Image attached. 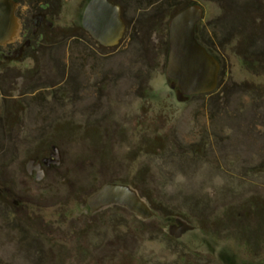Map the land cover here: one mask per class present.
<instances>
[{"label":"rangeland","instance_id":"obj_1","mask_svg":"<svg viewBox=\"0 0 264 264\" xmlns=\"http://www.w3.org/2000/svg\"><path fill=\"white\" fill-rule=\"evenodd\" d=\"M246 1L222 0L227 16L221 20L228 29L235 27V19L236 25L244 19L240 8L248 10ZM145 2L127 1L122 20L128 30L106 49L92 45L84 35L78 38L76 24L85 0H59L53 23L63 29H55L53 43L40 51L42 64L34 73L43 80L33 86L40 91L35 100L42 103L43 115L37 102L30 105L21 99L27 102L25 115L2 121L11 129H5V140L0 141L1 177L28 193L21 207L7 203L0 208V264H45L46 247L33 243L39 234L59 240L53 246L69 251L64 261L62 255L56 257L60 264H264V69L235 50V36L223 41L221 33L218 39L214 36L212 28L222 23L217 24L221 12L215 4L200 1L205 12L201 24L213 38L208 42L222 80L211 94L177 101L176 87L171 88L165 74L168 12L162 11L164 5L156 12ZM258 3L255 8L261 14L253 17L263 18L264 0ZM16 9L19 32L6 44L19 41ZM212 18L217 19L213 26L207 23ZM219 26L215 30L224 32ZM256 33L255 42L262 45V34ZM77 43L89 48L79 57ZM11 54H6L9 61H15L9 66L24 72L30 61ZM12 83L11 78L0 87L11 97L19 89ZM66 122L86 129L81 127L75 137L68 131L51 135L48 124L66 130ZM36 143L46 150L54 144L63 161L41 184L24 171L28 154L41 148ZM109 182L135 187L157 213L143 223L127 213L124 228L119 226L118 209L93 217L96 247L122 230L126 243L116 244L118 255L105 256L96 249L95 259L77 261L74 246L85 242L76 238L74 227L89 216L68 188L97 190ZM44 187H51L45 195ZM176 220L194 229L174 241L168 239L167 228ZM25 222H30L31 231L22 227ZM135 228L139 234H133ZM46 249L58 254L56 248ZM52 258L47 264H59Z\"/></svg>","mask_w":264,"mask_h":264},{"label":"flooded vegetation","instance_id":"obj_2","mask_svg":"<svg viewBox=\"0 0 264 264\" xmlns=\"http://www.w3.org/2000/svg\"><path fill=\"white\" fill-rule=\"evenodd\" d=\"M11 1L15 4V8H17L15 11V15L18 17V19L20 21L21 29H20V34L18 35V38H17V39H19L17 44H13V45L12 44H6L4 46L0 45V87L3 88L4 84H6V83L9 84V80L12 78L13 79L12 84L17 83L16 85L18 86L19 89L16 92L13 91V93H11V94H13L11 97V95H9L7 92L2 91L3 89L0 88V102H1L0 103V109H1L0 110V141H1V143H3L5 140V136H6L5 129L6 128L8 130L11 129V127L9 128L8 126H5V123L2 122L4 120V118H7L8 122H10V121H12L13 118L16 117V115H19V113H21L22 115H25L24 110H25L26 103L28 102L31 105L32 102H37L35 99H37V97L39 95L36 96L35 94L37 92H40V91L37 89L33 90L34 89L33 86L35 84H39V83L43 82L42 79H41V82L38 81V79H36V78H39V76L34 74L36 71V67L39 65V63H40V65L42 64L40 61V58H39V53L42 49H46L48 47V46H46V43H49V44L53 43L52 42V40H53L52 33H54L55 29L56 30L59 29L58 31L63 29V28L60 29V27L55 26V24L53 23V21L59 15L58 14L59 9H60V7L58 6L59 0H11ZM192 1H193L192 5H197L202 9V17L197 22L196 27H195V38L199 42V44H201L211 55H213V53L211 52V50L213 48L211 46V43L208 42L211 39L213 40V38L206 36L205 27L201 24L204 21L205 12H204L203 7L199 4H200V1H206L209 3H213L216 5L217 9L221 12V15H220L221 18L218 17L217 18V19H219L218 21H217V19L215 20L212 18L207 22L208 24L213 26L216 24L215 21H217V24H218L221 19H223L225 16H227V14L225 13V10L224 9L222 10V7H221L222 6V0H192ZM88 2H89V0H85V4H84V7L82 8L81 15H80V23L76 24V28L80 32V35L78 38H84V36H86L92 42V45H94L96 47L108 49L110 46L100 45L81 26V17H82L84 8L86 7ZM256 4H259L258 0H250V1H246V3H245V6H249L248 10H246L244 8V6H243V8H240V11H241L240 14H243V16H244V19L242 18V21L239 22L240 25H236L238 20L235 19V27L228 29L227 28L228 24L221 20L222 23L215 25V28L220 25L219 30L221 29L224 32H217L214 27L212 28V30L215 31L213 33L217 39L219 37L218 34H220V33L222 34V36H224V37H221L222 41L224 39L228 38L230 35L235 36L234 38L235 39L237 38V42L234 41L235 42L234 43L235 44V50H241L240 54L243 58H245V60H246V56H248V57L251 56L253 58V61L258 63V68L264 69V53L262 56L260 55L258 58H255L256 55H259V54H256V50L259 51V49L262 48L261 51H264V43L261 45V41L259 42V40L257 41V43H259V44H257L255 42L256 39L259 38V34H257L256 31L258 33L262 34L261 38L264 42V22L262 23L264 16H263V18L261 16L256 17V18L253 17V14H261V12H257V10L255 8ZM235 5H236V2H235ZM251 6H252V10H251ZM235 7H237V6H235ZM262 13H264V12H262ZM30 16H31V18H30ZM259 21H261V23H259ZM125 33H126V28H125L124 35H125ZM82 35H84V36H82ZM221 40L219 39L220 47L222 46V48H223V42ZM78 45H79V43L76 44V47ZM164 45H165V50H166L165 53H166V61H167L168 29H167L166 38L164 40ZM77 49L80 51V53L77 54L78 57H79V54L83 55L85 52H87L89 50V48L83 47V45H79V47ZM45 51H47V50H45ZM15 52L17 55L19 54V55H21V57L23 56L22 57V59H24L23 61H25V60L30 61V65L28 67H25L24 72L18 71V69H21L20 67L9 66V63L14 62L15 60L11 59V61H9V58L6 54H11V53H15ZM91 55L93 56L92 52H91ZM89 57H90V55H89ZM213 57H215V56L213 55ZM260 57H263L262 63L260 62ZM215 59H216V57H215ZM91 70H92V68H91ZM11 72H14L15 76L13 74H11ZM25 86H28V87L20 90L21 87H25ZM200 95H203V94H200ZM11 98H13L14 100H11ZM21 99H26L27 102H26V100L24 102H21L20 101ZM37 103L39 104V107H40V110L38 112L40 115H43V113H42L43 107L41 105L42 103L41 102H37ZM46 110H49V109L46 108ZM51 113H53V112H49V111L46 112V114H51ZM14 115H15V117H14ZM16 120H17V117L15 118V121ZM62 125H63L62 127L65 126L68 129L63 130V129H61V127L58 128L56 125L48 124V127L50 128V131H51V135L57 136L62 131H68V132H72L73 137H75V136H78L77 131L81 127H85L82 124H80L82 126H79L76 123L71 124L69 122L63 123ZM15 126H17V125H15ZM85 129H86V127L84 128V130ZM88 130H89V127H88ZM79 140L80 139L76 138L77 142H79ZM81 140H82V137H81ZM10 145H11V143H10ZM15 145H17V143H15ZM43 146L44 145H41V143H36V147L42 148ZM41 148H36L35 150L31 151L28 154V159L26 160V164L24 167V171H25L26 176H28L29 178H32L35 184H41L43 181L46 180V178L48 176H54V174H55L54 170H56L57 168H60L62 166V162H63L60 150L54 144H50L48 150L43 149V148L41 149ZM78 162H81V160H79ZM11 182H8L7 179L5 182L2 179L1 174H0V208L4 204H7V203H12V205H15L17 208L19 203H21L22 198L25 197V195H27V193H28V192H25L26 190L24 187H19L16 185V183H14V182L11 183ZM109 183H116V182H109ZM102 187H100L97 190L91 189L92 187L89 188L88 190H84V189L79 188V187L78 188H68L69 190L72 189L71 192L74 195V197L77 194V199L79 200L80 205L82 206L83 209H85V211L83 210L84 213L89 216V219H87L86 221H83L82 225L74 227V231L76 233V235H75L76 238L82 240V242H85L84 246H82V244L80 242H78V244H75L74 249H73V252L75 255H73L72 257L75 260L80 261V262L87 263L90 259H92V258L95 259V256L98 255V254H95L96 249L99 250V252H100L99 254L105 255V253H106V254H111V255L112 254L118 255L119 250L115 251L116 248H114V247H116V244L119 242H121L122 244L126 243L125 231L122 230L121 234H119V235H115L113 237L111 235H109V238L107 239V243H103L104 242L103 241L102 246L96 247L95 242L92 243V239L94 238V234H93L94 220L92 219L93 217H95L97 215L98 216H100V215L105 216V215H108V211H110L111 209H118L120 211V213H122L121 220L119 221V226L124 228L125 223H126L125 222L126 219H124V216H126L127 213L134 216L136 218V220L139 221L140 223L150 221L151 218L154 217L155 213H157L155 211V209L152 207V205H150L148 203L145 196L142 195V193L139 192V190L136 189L135 187H132V188L137 192L138 196L143 201H145L147 203L148 207L151 209V211L153 213L150 218L143 219V218L139 217L136 213H134V212L128 210L126 207H123L120 205H109V206H105V207L99 208L97 210L95 209V210L91 211V209L89 207V199L94 194H96L98 191H100V189ZM44 188H46V191L44 193V195H45L48 193V191H49L48 189H50L51 187H49V188L44 187ZM47 199L49 200L50 197H48ZM19 207H21V206L19 205ZM234 216H235V213L232 212L231 213V220L233 221V219H234V222H235ZM105 220L107 222L108 221L112 222V219L108 220L106 218ZM29 224H30V222H25L24 224H22V227L25 230L31 231L32 227ZM182 224L190 226L191 229L184 232L180 237H182L184 234H186L187 232L192 231L194 229V226L190 225L189 223L184 222L182 220H176L173 224L168 225V228H167L168 239L175 241V240L180 238V237H176L174 234H175V232H177V229ZM211 224H210V226H211ZM213 225H214V227L216 226V224H213ZM59 228L64 230V228H66V226L65 227L61 226ZM215 228H217V227H215ZM137 229L138 228H135L133 234L134 233H136V234L140 233V229H138V230ZM234 230H235V224H234ZM46 231H47V229H46ZM106 231H108V229ZM50 234H52V233H50ZM84 234H87V235L82 237ZM38 236H34L35 240L33 241V243H35V244L38 243V244H40L43 247H46L48 249L49 248L58 249L57 246L54 247L53 245L59 243V240H55V239L54 240H49V239L47 240L46 235H44V237H43V235H41V234H39ZM122 244L120 245V250L122 248L121 247ZM24 245L27 247L28 244H24ZM46 248L44 250V253H46V255L44 256L46 259L45 264L48 263V261H49L48 259H50V258L53 259L52 256L54 258H56L59 255H62L63 256L62 261H64V258H66L67 254L69 252V251L65 252V250H63V249H58V254L56 255V254L52 253L50 251V249L48 250L49 252H47ZM108 248L110 249L111 252H109ZM49 254H51V257L49 256ZM96 258H100V256H97ZM62 261L57 259V262L59 264Z\"/></svg>","mask_w":264,"mask_h":264},{"label":"water","instance_id":"obj_3","mask_svg":"<svg viewBox=\"0 0 264 264\" xmlns=\"http://www.w3.org/2000/svg\"><path fill=\"white\" fill-rule=\"evenodd\" d=\"M15 4L0 0V45L11 42L19 32L14 16ZM202 9L189 5L168 21V54L165 74L176 87V99L183 102L191 96L209 94L216 89L219 62L195 38V27ZM83 29L100 45L118 44L125 32L120 6L111 0H89L81 17ZM109 205H120L143 219L152 211L137 192L127 184L106 183L89 199L91 211ZM191 227L182 224L175 232L180 237Z\"/></svg>","mask_w":264,"mask_h":264},{"label":"trees","instance_id":"obj_4","mask_svg":"<svg viewBox=\"0 0 264 264\" xmlns=\"http://www.w3.org/2000/svg\"><path fill=\"white\" fill-rule=\"evenodd\" d=\"M111 1L117 3L120 6V8H121V18L123 19L124 9H125V6L127 4V1H129V0H111ZM145 1H146L145 2V6H149V7L153 6V9L156 12L161 11L162 6L164 5L162 11H165L166 13L168 12V16H167L168 17V21L178 11H180L181 9L193 4L192 0H145ZM136 2H139V0H136ZM165 8H166V10H165ZM125 28H126V31H127L128 27H127L126 24H125ZM238 51L241 52V50H238ZM263 53H264V51H257L256 50V54H259V55H256V56L254 55V56H255V58H258L260 55L262 56ZM246 58H247L246 62L250 61V60L253 61V58L251 56L250 57L246 56ZM252 67H253V65L247 66V68H249V69L252 68ZM219 75H221V74L220 73L218 74V80H217L216 88L219 86V84L221 83V80H222V78ZM211 93H209V94H211ZM205 95H207V94H205Z\"/></svg>","mask_w":264,"mask_h":264}]
</instances>
